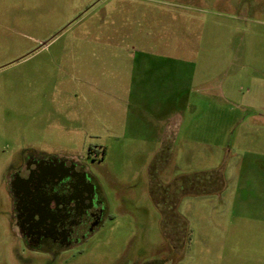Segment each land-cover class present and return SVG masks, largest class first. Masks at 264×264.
Instances as JSON below:
<instances>
[{"label":"rangeland","instance_id":"1","mask_svg":"<svg viewBox=\"0 0 264 264\" xmlns=\"http://www.w3.org/2000/svg\"><path fill=\"white\" fill-rule=\"evenodd\" d=\"M28 147L106 197L57 254L13 223ZM0 264H264V0H0Z\"/></svg>","mask_w":264,"mask_h":264},{"label":"flooded vegetation","instance_id":"2","mask_svg":"<svg viewBox=\"0 0 264 264\" xmlns=\"http://www.w3.org/2000/svg\"><path fill=\"white\" fill-rule=\"evenodd\" d=\"M7 188L13 223L31 250H66L107 213L106 197L87 164L54 153L24 148L9 164Z\"/></svg>","mask_w":264,"mask_h":264},{"label":"crops","instance_id":"3","mask_svg":"<svg viewBox=\"0 0 264 264\" xmlns=\"http://www.w3.org/2000/svg\"><path fill=\"white\" fill-rule=\"evenodd\" d=\"M155 114H161V112L159 110H157V111H155ZM163 120H166V121L163 122L162 131L157 133L158 136H156V138L157 139L162 138L160 140L165 141V140H167V138H170L171 135H173L176 130H178V125L180 124V122L182 120V116L180 114H174L173 117H167V118L165 117V119H163ZM173 120H178L179 122L175 121V123H177L178 125H175V123L172 125L171 123Z\"/></svg>","mask_w":264,"mask_h":264},{"label":"trees","instance_id":"4","mask_svg":"<svg viewBox=\"0 0 264 264\" xmlns=\"http://www.w3.org/2000/svg\"><path fill=\"white\" fill-rule=\"evenodd\" d=\"M207 178H208V176H206L205 178H204V180H203V183L204 184H206L207 182L209 183H211L213 180H214V182H216V181H218V180H215L214 178H213V176H211L210 178H208V180H207ZM217 178V177H216ZM153 182V181H152ZM154 184H153V190L152 191H154V189L155 188H157L158 189V187H162V191H164V189H165V187H167V188H169L171 185L170 184H159L157 181H155L154 180V182H153ZM160 185V186H159ZM151 191V192H152Z\"/></svg>","mask_w":264,"mask_h":264}]
</instances>
